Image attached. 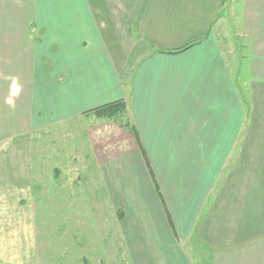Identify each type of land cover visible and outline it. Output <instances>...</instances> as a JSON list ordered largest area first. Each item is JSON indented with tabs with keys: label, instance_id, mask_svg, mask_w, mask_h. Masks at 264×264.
Returning a JSON list of instances; mask_svg holds the SVG:
<instances>
[{
	"label": "crops",
	"instance_id": "1",
	"mask_svg": "<svg viewBox=\"0 0 264 264\" xmlns=\"http://www.w3.org/2000/svg\"><path fill=\"white\" fill-rule=\"evenodd\" d=\"M118 102L100 162L131 263L264 264V0H0V148Z\"/></svg>",
	"mask_w": 264,
	"mask_h": 264
},
{
	"label": "rangeland",
	"instance_id": "2",
	"mask_svg": "<svg viewBox=\"0 0 264 264\" xmlns=\"http://www.w3.org/2000/svg\"><path fill=\"white\" fill-rule=\"evenodd\" d=\"M233 13L213 33L243 66L246 42ZM122 109L72 118L0 148V264H132L100 162L120 137L113 126L131 129Z\"/></svg>",
	"mask_w": 264,
	"mask_h": 264
},
{
	"label": "trees",
	"instance_id": "3",
	"mask_svg": "<svg viewBox=\"0 0 264 264\" xmlns=\"http://www.w3.org/2000/svg\"><path fill=\"white\" fill-rule=\"evenodd\" d=\"M119 108L125 109V105L121 102L114 103V104H108V105H104L102 107L95 109L93 112L98 114V115H102V114H106V113H108L110 115V114H113Z\"/></svg>",
	"mask_w": 264,
	"mask_h": 264
}]
</instances>
